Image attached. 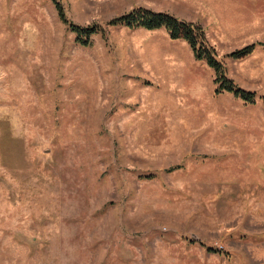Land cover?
<instances>
[{
  "label": "rangeland",
  "instance_id": "374dc122",
  "mask_svg": "<svg viewBox=\"0 0 264 264\" xmlns=\"http://www.w3.org/2000/svg\"><path fill=\"white\" fill-rule=\"evenodd\" d=\"M140 5L202 25L255 103L106 26ZM0 264H264V0H0Z\"/></svg>",
  "mask_w": 264,
  "mask_h": 264
},
{
  "label": "trees",
  "instance_id": "16d2710c",
  "mask_svg": "<svg viewBox=\"0 0 264 264\" xmlns=\"http://www.w3.org/2000/svg\"><path fill=\"white\" fill-rule=\"evenodd\" d=\"M55 5L60 19L68 24L71 30L78 35L77 40L81 43L90 45L89 37L92 34L105 31L103 27L97 25L83 27L72 23L68 19L62 4L56 1ZM106 26H120L129 29L143 28L147 30L165 28L172 39H181L188 43L196 60H204L212 69H214L217 75L216 81L220 83L217 92H230L247 102L255 103V94L253 92L238 87L227 77L223 62L218 58L216 48L211 45L207 39L206 29L199 23L180 19L166 11H155L140 6L110 19L107 21ZM256 45L257 44H250L232 51L229 56L234 59L246 57L253 53L256 49ZM180 166L181 165L171 166L167 168V171H174ZM209 250H213V248L210 247Z\"/></svg>",
  "mask_w": 264,
  "mask_h": 264
},
{
  "label": "crops",
  "instance_id": "0c3cea01",
  "mask_svg": "<svg viewBox=\"0 0 264 264\" xmlns=\"http://www.w3.org/2000/svg\"><path fill=\"white\" fill-rule=\"evenodd\" d=\"M141 6V5H140ZM140 6H138V7H140ZM133 8H135V7H133ZM132 8V9H133ZM150 9V8H149ZM131 10V9H130ZM129 11V10H128ZM157 11H161V10H157ZM127 12V11H126ZM159 29H161V28H159ZM165 29V28H164ZM154 30H156V29H154ZM178 40H181V39H178Z\"/></svg>",
  "mask_w": 264,
  "mask_h": 264
}]
</instances>
